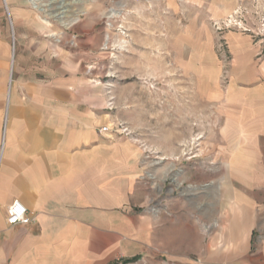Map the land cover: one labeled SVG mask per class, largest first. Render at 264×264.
<instances>
[{
	"label": "crops",
	"instance_id": "crops-1",
	"mask_svg": "<svg viewBox=\"0 0 264 264\" xmlns=\"http://www.w3.org/2000/svg\"><path fill=\"white\" fill-rule=\"evenodd\" d=\"M167 3L180 11L175 0ZM189 6V15L200 22L182 28L183 33L205 34L209 39L205 49L194 45V56L201 60L188 64L189 76L204 77L202 81L218 97V64L209 62L215 54L208 19L223 16L229 1L190 0ZM38 37L37 25L29 23L26 32L18 23L12 54L11 30L0 0V264H108L118 251L145 256L155 246L169 253V234L180 229L171 232L148 211L121 209L129 203L128 191L101 177L135 172L136 159L112 153L113 145L102 140L99 128L106 123L100 125V107L76 85L82 80L78 74L54 80L51 54L44 55V67L38 70V45L45 50L52 47L50 39ZM229 38L234 59L229 88L220 91L226 102L222 114L227 118L220 128V146L223 159L231 162L226 177L235 207L242 213L234 214L226 243L242 235L243 240L237 245L240 253L220 249L214 253L208 248L199 264H264V238L256 234L260 216L255 211L261 203L260 189L264 192V59L256 60L249 37L231 33ZM15 199L28 207L30 223L8 224L6 209ZM178 242L170 243L171 253L180 251Z\"/></svg>",
	"mask_w": 264,
	"mask_h": 264
},
{
	"label": "rangeland",
	"instance_id": "rangeland-1",
	"mask_svg": "<svg viewBox=\"0 0 264 264\" xmlns=\"http://www.w3.org/2000/svg\"><path fill=\"white\" fill-rule=\"evenodd\" d=\"M175 1L179 12L167 0H7V4L1 0L11 30L12 54L18 23L26 32L29 23L37 25L38 40L52 41L46 50L38 45V70L44 67V55L51 54L54 80L78 74L82 80L76 85L100 107V125L104 120L109 126L106 132L101 131L104 125L99 128L102 140L113 145L112 153L135 157V172L101 177L128 191L129 203L121 209L138 214L148 211L171 232L180 229L178 234H169V253L156 246L145 256L118 251L108 264H199L208 248L214 253H240L237 245H242L243 235L234 237L231 246L226 243L231 220L242 211L235 207L226 177L231 162L221 156L220 128L227 124L221 92L228 90L232 80L231 33L249 37L256 60L264 59V35L256 34L264 16V0H228L229 10L223 16L208 19L215 57L205 58L218 64V97L202 81L204 77L190 79L188 64L201 60L194 56V45L201 48L209 39L205 34L183 33L200 20L189 15L190 0ZM231 14L256 33L225 25L221 19ZM219 18L222 29L217 31L213 23ZM71 20L70 26L63 25ZM224 57H228L227 66ZM12 79L11 67L9 89ZM115 123L128 126L129 134L115 133ZM6 126L7 115L2 141ZM260 190L256 234L264 238L260 231L264 192ZM176 240L180 251L171 253L174 246L170 243Z\"/></svg>",
	"mask_w": 264,
	"mask_h": 264
},
{
	"label": "built area",
	"instance_id": "built-area-1",
	"mask_svg": "<svg viewBox=\"0 0 264 264\" xmlns=\"http://www.w3.org/2000/svg\"><path fill=\"white\" fill-rule=\"evenodd\" d=\"M6 4H7V0ZM222 22L229 26V25H237L239 26L242 30L247 31V32H255L253 30L252 27H248L246 24H244L242 21L237 20L236 17L234 15H230V17L227 18H223L221 19ZM220 18L219 19H215L214 20V27L216 28V30H221L222 29V22H221ZM127 34L125 31L123 32V34ZM256 33V32H255ZM256 34H261L264 35V16L262 17L260 24H259V28H258V33ZM227 62H228V57H224L223 63L224 66H227ZM226 72H224V80H227V76L225 75ZM115 129L114 132L115 133H126L129 134V128L128 126L123 125L122 123H115ZM109 126L104 125L101 128L102 132H106L108 131ZM1 205V203H0ZM7 222L9 225H17V224H28L32 221L33 217L28 209V207L19 199H15L13 200L8 206H7Z\"/></svg>",
	"mask_w": 264,
	"mask_h": 264
},
{
	"label": "bare ground",
	"instance_id": "bare-ground-1",
	"mask_svg": "<svg viewBox=\"0 0 264 264\" xmlns=\"http://www.w3.org/2000/svg\"><path fill=\"white\" fill-rule=\"evenodd\" d=\"M34 4H37V3H34ZM64 11H66V10H64ZM73 21H74V20H71V21H69V22L63 21V25L68 27V26H70L72 23H74Z\"/></svg>",
	"mask_w": 264,
	"mask_h": 264
}]
</instances>
